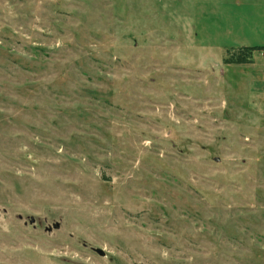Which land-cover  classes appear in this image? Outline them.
I'll use <instances>...</instances> for the list:
<instances>
[{"label": "rangeland", "instance_id": "obj_1", "mask_svg": "<svg viewBox=\"0 0 264 264\" xmlns=\"http://www.w3.org/2000/svg\"><path fill=\"white\" fill-rule=\"evenodd\" d=\"M236 1L0 0V264H264V50L224 63L264 0Z\"/></svg>", "mask_w": 264, "mask_h": 264}, {"label": "trees", "instance_id": "obj_2", "mask_svg": "<svg viewBox=\"0 0 264 264\" xmlns=\"http://www.w3.org/2000/svg\"><path fill=\"white\" fill-rule=\"evenodd\" d=\"M264 50V47H243L238 50H228V56L224 58L225 64H249L253 62L254 51Z\"/></svg>", "mask_w": 264, "mask_h": 264}, {"label": "crops", "instance_id": "obj_3", "mask_svg": "<svg viewBox=\"0 0 264 264\" xmlns=\"http://www.w3.org/2000/svg\"><path fill=\"white\" fill-rule=\"evenodd\" d=\"M234 0H176L181 7H228ZM239 1H236V4ZM191 11V10H190Z\"/></svg>", "mask_w": 264, "mask_h": 264}, {"label": "water", "instance_id": "obj_4", "mask_svg": "<svg viewBox=\"0 0 264 264\" xmlns=\"http://www.w3.org/2000/svg\"><path fill=\"white\" fill-rule=\"evenodd\" d=\"M33 222H35V219L34 218H32V223ZM60 227V224L59 223H57L55 226H54V228H59ZM49 230L51 231L52 230V228H49ZM99 254H101L102 256H105V252L102 250V249H97L96 250Z\"/></svg>", "mask_w": 264, "mask_h": 264}]
</instances>
